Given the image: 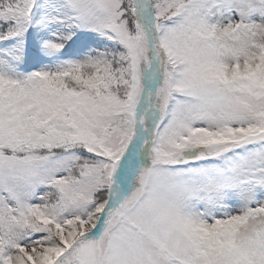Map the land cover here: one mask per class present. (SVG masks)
Here are the masks:
<instances>
[{
    "label": "snow or ice",
    "instance_id": "obj_1",
    "mask_svg": "<svg viewBox=\"0 0 264 264\" xmlns=\"http://www.w3.org/2000/svg\"><path fill=\"white\" fill-rule=\"evenodd\" d=\"M0 264H264V0H0Z\"/></svg>",
    "mask_w": 264,
    "mask_h": 264
}]
</instances>
